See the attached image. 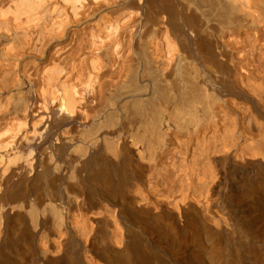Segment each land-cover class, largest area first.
Returning a JSON list of instances; mask_svg holds the SVG:
<instances>
[{"label": "bare ground", "instance_id": "bare-ground-1", "mask_svg": "<svg viewBox=\"0 0 264 264\" xmlns=\"http://www.w3.org/2000/svg\"><path fill=\"white\" fill-rule=\"evenodd\" d=\"M0 264H264V0H0Z\"/></svg>", "mask_w": 264, "mask_h": 264}]
</instances>
